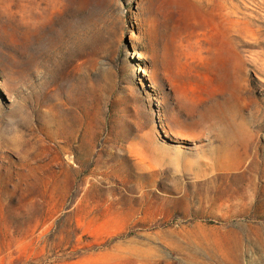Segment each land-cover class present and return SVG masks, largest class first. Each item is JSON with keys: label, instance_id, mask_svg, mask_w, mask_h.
<instances>
[{"label": "rangeland", "instance_id": "rangeland-1", "mask_svg": "<svg viewBox=\"0 0 264 264\" xmlns=\"http://www.w3.org/2000/svg\"><path fill=\"white\" fill-rule=\"evenodd\" d=\"M0 264H264V0H0Z\"/></svg>", "mask_w": 264, "mask_h": 264}, {"label": "bare ground", "instance_id": "bare-ground-1", "mask_svg": "<svg viewBox=\"0 0 264 264\" xmlns=\"http://www.w3.org/2000/svg\"><path fill=\"white\" fill-rule=\"evenodd\" d=\"M243 233V232H242Z\"/></svg>", "mask_w": 264, "mask_h": 264}]
</instances>
